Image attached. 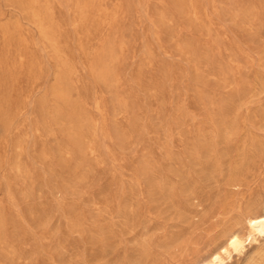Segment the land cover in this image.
Returning a JSON list of instances; mask_svg holds the SVG:
<instances>
[{"label":"rangeland","instance_id":"obj_1","mask_svg":"<svg viewBox=\"0 0 264 264\" xmlns=\"http://www.w3.org/2000/svg\"><path fill=\"white\" fill-rule=\"evenodd\" d=\"M263 211L264 0H0V264H199Z\"/></svg>","mask_w":264,"mask_h":264},{"label":"bare ground","instance_id":"obj_2","mask_svg":"<svg viewBox=\"0 0 264 264\" xmlns=\"http://www.w3.org/2000/svg\"><path fill=\"white\" fill-rule=\"evenodd\" d=\"M247 236L242 237L233 233L227 240L226 245L222 246L206 260L199 264H223L226 258H231L232 253H241L244 250L245 241H256L257 237H264V211L254 217L246 219Z\"/></svg>","mask_w":264,"mask_h":264}]
</instances>
